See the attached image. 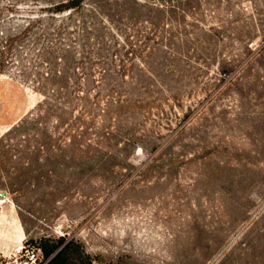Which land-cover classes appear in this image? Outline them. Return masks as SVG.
Listing matches in <instances>:
<instances>
[{
    "label": "rangeland",
    "instance_id": "rangeland-1",
    "mask_svg": "<svg viewBox=\"0 0 264 264\" xmlns=\"http://www.w3.org/2000/svg\"><path fill=\"white\" fill-rule=\"evenodd\" d=\"M73 1L0 0V264H264V0Z\"/></svg>",
    "mask_w": 264,
    "mask_h": 264
},
{
    "label": "trees",
    "instance_id": "trees-1",
    "mask_svg": "<svg viewBox=\"0 0 264 264\" xmlns=\"http://www.w3.org/2000/svg\"><path fill=\"white\" fill-rule=\"evenodd\" d=\"M81 0H74L70 5H66L65 3H60L54 6L52 9L56 13L64 12L67 8H71V6L76 5ZM73 243H65L64 240H61L57 245H53L52 247H43L45 258H49L53 256L52 260L49 264H67L65 262L69 251L72 247ZM63 246V247H62ZM62 247V248H61ZM86 264H92V260L89 256H84Z\"/></svg>",
    "mask_w": 264,
    "mask_h": 264
},
{
    "label": "built area",
    "instance_id": "built-area-1",
    "mask_svg": "<svg viewBox=\"0 0 264 264\" xmlns=\"http://www.w3.org/2000/svg\"><path fill=\"white\" fill-rule=\"evenodd\" d=\"M52 258L53 256L45 258L40 248L21 250V260L23 261L22 264H49Z\"/></svg>",
    "mask_w": 264,
    "mask_h": 264
}]
</instances>
